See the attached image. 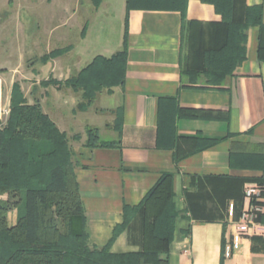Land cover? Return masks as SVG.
Listing matches in <instances>:
<instances>
[{"label": "crops", "instance_id": "0c3cea01", "mask_svg": "<svg viewBox=\"0 0 264 264\" xmlns=\"http://www.w3.org/2000/svg\"><path fill=\"white\" fill-rule=\"evenodd\" d=\"M76 4L79 11L80 0H65L61 7H66L67 17L43 27L49 39L56 36L62 44L55 48L69 46V50L56 57L49 56L55 48L35 54L26 68L20 60L13 59V63L10 55L6 60L10 68L0 66L4 71L0 75L5 81V103H11L13 86L18 83L27 102H38L67 133L85 207L88 245L105 246L115 227L124 221V206L139 204L161 174L170 171L174 173L178 215L169 245V264H264V214L258 219L261 230L244 236L240 247L225 256L236 230L235 221L245 205V185L264 180V164L256 168L245 159L247 153L259 148L264 151V60L257 56L259 27L247 29L245 59L221 85L207 83L204 73L192 83L185 71H204L205 51L218 49L226 41L225 20L215 5L188 0L184 15L178 10L133 9L128 16L124 82L112 92H99L88 109L79 110L81 92L66 81L97 55L110 57L123 48L126 0H102L98 7L92 1L91 15L84 22L72 21ZM259 4L264 23V0H233L232 21H244L247 7ZM71 6L74 10L68 13ZM116 9L123 18L122 40L115 47L104 43L91 50L97 40H87L102 30ZM77 27L81 29L77 42L68 43ZM46 55L49 57L44 58ZM168 97L175 99L177 107L227 113V118L173 119L175 138L201 136L216 142L176 160V145L171 139L164 136L163 144L158 143L159 131L173 115L172 101L164 100L161 106V98ZM89 126L96 127L101 138L118 141V145H85ZM76 134L81 138L74 139ZM184 146L182 143L186 150ZM233 148L236 153L231 160ZM232 205L233 217L229 214ZM16 220L9 217L11 225ZM141 241V221L135 216L117 236L111 251H137Z\"/></svg>", "mask_w": 264, "mask_h": 264}, {"label": "trees", "instance_id": "16d2710c", "mask_svg": "<svg viewBox=\"0 0 264 264\" xmlns=\"http://www.w3.org/2000/svg\"><path fill=\"white\" fill-rule=\"evenodd\" d=\"M92 1L98 7L102 0ZM202 1L214 4L223 16L226 41L218 49L205 51L204 71L188 70L185 74L192 83L198 82L204 73L207 83L221 85L233 73L236 65L245 59L247 29L250 26L260 29L257 56L264 60L263 6L247 7L244 21L233 22V0ZM187 2L126 0L123 48L110 57L97 55L66 81L68 86L81 92L78 109H88L99 92H112L115 86L124 82L128 55V16L131 10H178L184 15ZM86 27L87 24L83 34ZM69 48H55L49 56L56 57ZM164 100L172 101L174 108L167 127L159 131L158 143L161 145L164 136L171 139L172 145H176V160L216 142V139L201 136L175 138L173 119L176 116L227 118V113L177 107L175 99L170 97L161 98V106ZM10 107L7 122L0 123V191H8L18 200L12 204L0 201V264H169V245L178 215L174 202L173 172H163L139 204L125 205L124 221L115 227L109 242L101 248H92L88 245L85 207L67 133L59 129L38 102H27L18 83L13 86ZM121 121L120 118L116 125ZM74 139H80V135H74ZM182 143L186 150L182 148ZM85 145L115 147L118 141L101 138L98 129L89 126ZM234 150L230 151L231 160L236 153ZM245 159L250 161V166L260 168L264 164V151L259 148L247 153ZM15 206L19 210L18 217L16 223L11 225L8 212ZM135 216H139L141 221L140 249L112 252L111 246L117 236Z\"/></svg>", "mask_w": 264, "mask_h": 264}, {"label": "rangeland", "instance_id": "374dc122", "mask_svg": "<svg viewBox=\"0 0 264 264\" xmlns=\"http://www.w3.org/2000/svg\"><path fill=\"white\" fill-rule=\"evenodd\" d=\"M65 0H0V66L6 65L9 70L10 64L6 62L7 58L13 56L12 61L23 63L26 68L31 64L33 55L44 53L52 48L62 46L59 44L56 36L52 39L48 38V24L52 21L54 24L67 17L66 7H61ZM81 8L78 11V5L72 15L74 19L84 22L90 16L92 0H80ZM73 6L68 13H72ZM50 21V22H49ZM47 26V27H46ZM102 30L95 31L89 38L88 43L97 40L91 47V50L98 49V46L104 43H110L113 47L117 46L123 36V18L119 15L118 9L109 17L107 23L103 24ZM81 29L78 27L73 31V36L68 43L77 42V36ZM86 43V42H85ZM59 44V45H58ZM24 59V61H23ZM13 63H16L14 62ZM0 72L4 71L0 68ZM10 72V71H9ZM14 73V72H12ZM3 78V83L4 77ZM7 86V85H6ZM6 87L3 84V91L6 92ZM89 117V116H88ZM1 123V122H0ZM4 124V122L2 123ZM81 138V135H80ZM18 200L8 191H0V201L10 202L11 204ZM18 208L15 206L8 212L9 217H18ZM10 215V216H9Z\"/></svg>", "mask_w": 264, "mask_h": 264}, {"label": "built area", "instance_id": "2783aa9c", "mask_svg": "<svg viewBox=\"0 0 264 264\" xmlns=\"http://www.w3.org/2000/svg\"><path fill=\"white\" fill-rule=\"evenodd\" d=\"M3 78L0 75V122L7 120L10 114V104L3 100ZM245 205L239 218L235 221L236 230L230 244L225 248V256H230L240 247L241 240L246 235H252L261 230L260 215L264 214V182L247 183L243 190ZM229 214L234 215V207L230 206Z\"/></svg>", "mask_w": 264, "mask_h": 264}]
</instances>
